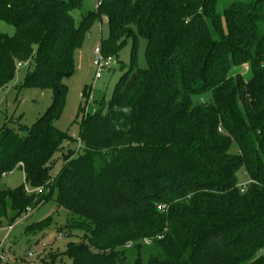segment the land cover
I'll return each instance as SVG.
<instances>
[{"label": "trees", "instance_id": "obj_1", "mask_svg": "<svg viewBox=\"0 0 264 264\" xmlns=\"http://www.w3.org/2000/svg\"><path fill=\"white\" fill-rule=\"evenodd\" d=\"M81 3L0 0V20L16 30L0 33V92L29 63L23 87L53 93L30 129H0V179L25 175V185L0 189V226L9 208L15 221L57 191L71 216L64 236L78 238L62 253L71 264H130V244L143 264L145 239L155 251L148 264H264V0L222 12L219 0H99L76 22ZM103 17V54L118 58L132 41L129 69L106 110L82 121L83 153H66L73 138L55 126L64 80ZM244 66L249 79L235 71ZM57 154L64 165L53 177ZM26 185L45 192L28 195ZM49 226L50 218L36 224Z\"/></svg>", "mask_w": 264, "mask_h": 264}, {"label": "rangeland", "instance_id": "obj_2", "mask_svg": "<svg viewBox=\"0 0 264 264\" xmlns=\"http://www.w3.org/2000/svg\"><path fill=\"white\" fill-rule=\"evenodd\" d=\"M135 1V0H132ZM240 0H219V12L228 8L233 2ZM99 0H82L81 5L72 13L76 22L81 21L82 16L90 11H95ZM15 28L0 20V33L9 36L15 35ZM260 32L264 33V26ZM110 26L106 17L97 21L86 38L83 47L75 52V74L64 80L68 87V97L62 117L55 122V126L67 132L72 138V143H66V153L68 148L82 154L80 144V126L86 115L95 111H105L112 96L116 84L120 78L128 71L132 41H129L117 57L110 69L103 72L102 78L95 81V70L93 67L94 51L100 48L101 40L109 37ZM138 67L147 68L145 58V41L140 38V51L138 56ZM31 68V64L18 67L17 75L13 82L0 92V129L5 125L16 129L20 124L28 129L44 115L52 103L53 93L50 90L27 89L23 87L26 74ZM243 74L246 79L251 77V69L244 66L235 70ZM90 91L87 99L83 97L85 89ZM209 95L201 98V102H208ZM199 100V101H200ZM198 103V102H197ZM26 134L22 131L21 135ZM64 165L61 154L55 156V165L51 174L56 177ZM246 177H242L241 182H246ZM25 185V175L22 169H16L0 179V189H17ZM25 190L28 195L38 193L37 189H32L26 185ZM42 192H45L42 189ZM16 213L9 208L8 218L0 226V245L6 251L7 264H71L70 259L62 256L70 242H76L77 237L64 236V229L69 220L70 214L63 207L58 206L57 191H54L50 200L41 206L32 209L20 219L13 221ZM50 218V226L44 230H39L36 224ZM13 225L14 229L9 230ZM81 235V233H76ZM153 247L143 245V264H148L149 258L154 253ZM31 254V255H30ZM54 256V257H53ZM56 256V257H55ZM138 256L137 248L127 250V258L130 264H135ZM5 264V263H0Z\"/></svg>", "mask_w": 264, "mask_h": 264}, {"label": "built area", "instance_id": "obj_3", "mask_svg": "<svg viewBox=\"0 0 264 264\" xmlns=\"http://www.w3.org/2000/svg\"><path fill=\"white\" fill-rule=\"evenodd\" d=\"M100 5V3L97 4V7ZM94 55H95V58H94V62H93V67H94V70H95V81L99 80L102 78V75H103V72L106 70V69H110L111 65L115 62V58L114 57H106L101 48H97L95 51H94ZM28 63H20L18 65V67H22V65H26ZM87 116V115H86ZM241 191L244 192L246 190V184L242 185L241 187ZM38 193H42V189H37ZM10 231L13 230V226H10L9 228ZM157 239H162V236H158ZM153 242L152 239H145L144 240V244L145 245H151ZM131 247V244L128 245V248ZM31 255V254H30ZM8 262V259H7V256H6V251L4 250V248L2 247V245H0V263H5L7 264Z\"/></svg>", "mask_w": 264, "mask_h": 264}, {"label": "crops", "instance_id": "obj_4", "mask_svg": "<svg viewBox=\"0 0 264 264\" xmlns=\"http://www.w3.org/2000/svg\"><path fill=\"white\" fill-rule=\"evenodd\" d=\"M13 229H14V226H13Z\"/></svg>", "mask_w": 264, "mask_h": 264}, {"label": "clouds", "instance_id": "obj_5", "mask_svg": "<svg viewBox=\"0 0 264 264\" xmlns=\"http://www.w3.org/2000/svg\"><path fill=\"white\" fill-rule=\"evenodd\" d=\"M127 111V110H126Z\"/></svg>", "mask_w": 264, "mask_h": 264}]
</instances>
